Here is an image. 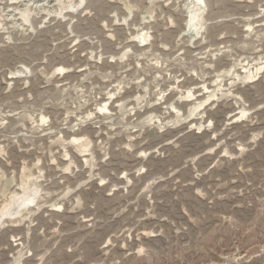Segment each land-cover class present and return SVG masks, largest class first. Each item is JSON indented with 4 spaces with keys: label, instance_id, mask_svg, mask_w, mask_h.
Wrapping results in <instances>:
<instances>
[{
    "label": "rangeland",
    "instance_id": "1",
    "mask_svg": "<svg viewBox=\"0 0 264 264\" xmlns=\"http://www.w3.org/2000/svg\"><path fill=\"white\" fill-rule=\"evenodd\" d=\"M186 2L0 0V264H264V0Z\"/></svg>",
    "mask_w": 264,
    "mask_h": 264
},
{
    "label": "bare ground",
    "instance_id": "2",
    "mask_svg": "<svg viewBox=\"0 0 264 264\" xmlns=\"http://www.w3.org/2000/svg\"><path fill=\"white\" fill-rule=\"evenodd\" d=\"M19 1L22 3V1H27V0H18V2ZM37 1H39V0H37ZM56 1L58 2L59 8H61L59 10H61L62 12L65 11L66 9L69 10L70 9L69 7H72V5L75 6L74 4H72L73 2H76V3L78 2V4H79V2H81V3H87L88 2V0H80V1L79 0H56ZM202 2H205V0H187V2L184 4L185 7L187 8V12H188V16L186 18L187 24H186V28H185V34H187L188 36H190V35L192 37L197 36L203 27L202 26V20H203L202 16H204L203 15V13H204L203 8L204 7H203ZM31 5H29V3H28V5L26 4V8H23V10L21 9L22 10L21 12L19 11L21 13V17H24V19H25L23 21L28 20L27 14H29V12H30L29 7ZM234 121H235V119H234ZM32 191H33V189H30V187H28V188L24 189L23 195L19 196V195L15 194L14 197H12V202H10L6 206H4L2 208V210L0 211V223L2 222V220L5 217H6V219L12 218V217L14 218L15 215L22 212L21 210L23 207L21 205L23 203L21 204L20 201L21 200H23V201L32 200V198H30V194Z\"/></svg>",
    "mask_w": 264,
    "mask_h": 264
}]
</instances>
